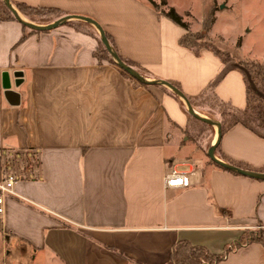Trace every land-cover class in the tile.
Here are the masks:
<instances>
[{
	"label": "crops",
	"instance_id": "1",
	"mask_svg": "<svg viewBox=\"0 0 264 264\" xmlns=\"http://www.w3.org/2000/svg\"><path fill=\"white\" fill-rule=\"evenodd\" d=\"M9 2L24 22L39 25L13 4L54 9L74 22L31 32L0 20V182L13 176L17 195L4 197L0 215V242L10 255L28 264H172L178 242L221 255L246 231L264 229V180L186 153L178 137L189 118L172 91L157 83H176L196 98L221 77L213 93L242 110L246 87L236 66L225 67L208 50L195 54L181 47L179 39L191 29L147 0ZM236 5L241 15L228 27L234 34L215 33ZM214 6L208 40H221L234 64L264 66V52L244 54L252 36L254 45L264 43V0H213ZM73 17L96 22L118 55L155 84L140 85L99 62L98 31ZM15 72L22 73L18 86ZM4 74L18 94L16 105L5 95ZM216 138L214 131L209 147ZM216 158L264 171V138L236 125L222 135ZM171 167L193 171L189 187L164 186ZM217 264H264V245H243Z\"/></svg>",
	"mask_w": 264,
	"mask_h": 264
},
{
	"label": "trees",
	"instance_id": "2",
	"mask_svg": "<svg viewBox=\"0 0 264 264\" xmlns=\"http://www.w3.org/2000/svg\"><path fill=\"white\" fill-rule=\"evenodd\" d=\"M149 4L158 12L163 14L166 18L171 20L176 25L180 26L181 28L188 30V23H185L182 18L176 13V11L173 8H170L167 6L166 0H161L159 4L155 3L153 0H147ZM15 8L18 10L20 14H22L26 19L30 20L33 23L39 24V25H48L51 20L57 21L61 18H65V15H62L58 11L54 9H46V8H31L28 7L25 4L16 3L13 4ZM215 6L210 9L207 16L202 21V30L201 33H190L188 32L183 37H181L178 41L179 45L183 48L192 50L195 54H199L200 51L196 50V47L198 46L199 42L203 41L205 38V33H208L210 29L212 28L214 22H215ZM0 20L1 21H15L19 22L13 15V12L8 9L2 0H0ZM53 23V22H52ZM74 22H64V25H71ZM82 23L78 22L75 23V26H80ZM23 29H27L25 25L22 24ZM31 32H45V31H39V30H32ZM105 37L108 40V43L110 44L111 49L118 55L116 46L114 45L113 41L109 36L104 34ZM25 39V36H23L20 40L23 41ZM98 47L94 51V56L98 59L99 62H108L114 66L117 67L116 63L114 62L112 56L106 51L105 47L101 43L100 36L98 35ZM203 50H208L212 52L216 57H218L223 64H228L230 62H233L231 56L229 53H226L225 51H221L218 49H215L211 46L205 45L202 47ZM119 59L125 63L127 66H129L131 69L136 71L138 74L141 75L142 70L138 68L135 65H133L131 62L125 61L123 58H121L118 55ZM236 68L241 71L246 87V104L244 109L242 110H236L232 106H230L228 103H224L223 101L219 100L216 95L213 93V88L217 82L221 80V77H218L212 85L207 87L204 92L201 93L196 98H189L186 97L178 84L176 83H169L171 86H173L175 89L180 91L185 99L189 102L192 109L198 113H202V109L200 108L198 110V105L196 104L200 99H204V101L212 100L214 101L213 108L217 110L216 114H219L223 119L220 122H217L220 124V139L222 135L229 130L230 128L236 126V125H242L243 127L249 129L254 134L258 135L261 138H264V66L253 62V61H239L236 63ZM121 73L131 78L127 73L120 70ZM223 76V75H221ZM132 79V78H131ZM140 85L147 86V83H140ZM171 95L182 104L183 111L186 113V115L189 118L190 125L188 126V129L184 131L185 135H189L191 131H193L194 128H201L202 132L205 130L207 135V146L209 145V140L214 134L213 127L211 125H208L204 122H202L199 119L194 118L193 116L189 115V113L186 112L185 106L183 102L180 100L179 97L175 95V93H171ZM212 112V111H211ZM203 115H206L202 113ZM210 115V113H209ZM209 120H211L209 117H205ZM213 121V120H211ZM216 122V121H215ZM202 132H200V137L202 135ZM220 139L216 146L215 150V156L216 151L220 145ZM210 148V147H209ZM211 162V161H210ZM230 165L236 166L238 168H241L243 170L252 171V172H258V173H264L263 170H252L243 167L242 165L234 164L228 162ZM252 230L246 231L240 239L233 243L230 246H226L224 248V251L221 255H213L209 253L204 247L200 246H192L188 242H178L173 247L169 259L172 264H217L221 261H223L228 254H230L232 251L236 250L237 248L242 247L243 245L250 244V243H260L264 245V238L262 235V232H258V236H253Z\"/></svg>",
	"mask_w": 264,
	"mask_h": 264
},
{
	"label": "rangeland",
	"instance_id": "3",
	"mask_svg": "<svg viewBox=\"0 0 264 264\" xmlns=\"http://www.w3.org/2000/svg\"><path fill=\"white\" fill-rule=\"evenodd\" d=\"M166 1H167V6L170 8H173L176 11V13L182 18V20L185 23H188V28L191 29L192 33L203 32L202 21L207 16L209 9H210V6L213 3V0H166ZM239 6L240 5H238V6L236 5V9H235L234 13L224 14V16H226V21L228 23H224L223 21H219L215 26V29H214L215 33H223V30H224L225 32H229L230 35L234 34V31H233L234 29L228 28V27L230 24L235 25L236 19H238V17L241 15V13H240L241 8ZM215 8L217 10V7H215ZM251 22H253L252 25L255 24L254 20H251ZM254 32H256V29H254ZM254 41H255V38H254V36H252L251 39L247 42V46L244 49V54L246 52L249 55H246L245 57H250V56L256 57V56H259L262 52H264V43H259L257 45H254ZM221 44L224 45V43H222L221 40L214 39L212 41V39H211L209 41L207 38V33H205L204 40L199 42L198 46L196 47V50L202 51L203 50L202 47L205 45H208V46H211L215 49L221 50V46H222ZM231 47H232L231 45H227V48L231 49ZM221 51H224V50H221ZM225 52L228 53L227 51H225ZM235 66H236V64H234V62H230L228 64H225V67H227V68H232ZM180 100H182V99H180ZM196 104L198 105V110L201 108L202 113L206 114V115H203L202 113H199V114H201V116L209 117L214 122L215 121L216 122L222 121L223 118L219 114H216L217 110L212 107L214 104V101L212 100V98H210V100H208V101H204V99H200ZM184 106H185V104H184ZM185 109H186V112L188 113L186 106H185ZM209 113H210V115H209ZM201 130H202L201 128H194L193 131H191L189 133V135L182 134V136L178 137V143L183 144L186 147H188L186 153L194 151V154L196 155V156L195 155L194 156L196 159L201 158L204 161H206V160L211 161L207 156L209 146H207L206 139H207L208 133L205 130L203 132ZM213 130L215 131V133H217V128L213 127ZM200 132H202L201 137L199 136ZM196 146L199 147V149L197 151H195L197 149ZM259 231H260V233H261V231H263L262 235L264 238V229H262L260 227L253 230V232H252L253 236H258ZM10 250H11L10 247H7L5 250V248L2 246V244L0 242V264H28V263L22 262L21 260H16L14 256H12L8 253V251H10Z\"/></svg>",
	"mask_w": 264,
	"mask_h": 264
},
{
	"label": "water",
	"instance_id": "4",
	"mask_svg": "<svg viewBox=\"0 0 264 264\" xmlns=\"http://www.w3.org/2000/svg\"><path fill=\"white\" fill-rule=\"evenodd\" d=\"M3 3L5 4V6L10 9L13 12L14 17L19 21V23L22 25H25L26 27H28L29 29L32 30H39V31H50L53 30L57 27H59L62 23H64L67 19H70V17H65V18H61L53 23H50L48 25L45 26H39V25H35L32 23H28V22H24L20 19L17 11L12 7L11 3L9 2V0H2ZM72 18V17H71ZM77 20H81L84 21L88 24H91L93 27H95V29L98 31L99 35H100V40L101 43L103 44V46L105 47L106 51L112 56L114 62L116 63L117 67L124 71L125 73H127L132 79H134L135 81H137L138 83H147L148 85L151 84H155L154 82H146L142 76L140 74H138L136 71H134L133 69H131L129 66H127L125 63H123L118 55L111 49L110 44L108 43L107 38L104 35V32L102 31V29L100 28V26L94 22L93 20L86 18V17H73ZM13 77L15 79V85L18 86L21 83V78H22V73L21 72H15L13 74ZM157 83H160L164 86H166L169 90H171L173 93H175L178 97H180V99H182V101L184 102L189 115L193 116L196 119L201 120L202 122L211 125L212 127L217 128V138L214 144H212L210 146V148L208 149L207 152V156L208 158L211 160V162L215 165H217L218 167L232 172V173H236L237 175L243 176V177H248L250 179H255V180H264V173H258V172H252V171H247V170H243L241 168H238L236 166L224 163L222 161H220L219 159L216 158L215 156V150H216V146L219 142L220 139V124L214 121H211L201 115H199L196 111H194L191 107V105L189 104V102L185 99L184 95L178 91L177 89H175L173 86H171L169 83L167 82H159L157 81ZM3 87L5 89V95L8 99V101L12 104V105H16L18 104V102L15 101V103L12 102V100L18 99V94H16L15 92L11 91L10 89V82H9V78H8V74H4L3 75Z\"/></svg>",
	"mask_w": 264,
	"mask_h": 264
},
{
	"label": "built area",
	"instance_id": "5",
	"mask_svg": "<svg viewBox=\"0 0 264 264\" xmlns=\"http://www.w3.org/2000/svg\"><path fill=\"white\" fill-rule=\"evenodd\" d=\"M182 166H186L182 164ZM193 175V171L181 170L177 167H171L167 170L164 176V186L168 189H185L190 185V176ZM15 179L13 176H8L0 182V215L4 213V197L16 196L14 193Z\"/></svg>",
	"mask_w": 264,
	"mask_h": 264
},
{
	"label": "bare ground",
	"instance_id": "6",
	"mask_svg": "<svg viewBox=\"0 0 264 264\" xmlns=\"http://www.w3.org/2000/svg\"><path fill=\"white\" fill-rule=\"evenodd\" d=\"M215 142V141H214Z\"/></svg>",
	"mask_w": 264,
	"mask_h": 264
}]
</instances>
